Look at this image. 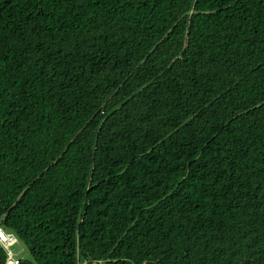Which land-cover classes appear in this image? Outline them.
Here are the masks:
<instances>
[{"label": "trees", "instance_id": "16d2710c", "mask_svg": "<svg viewBox=\"0 0 264 264\" xmlns=\"http://www.w3.org/2000/svg\"><path fill=\"white\" fill-rule=\"evenodd\" d=\"M0 227L20 264H264V0H0Z\"/></svg>", "mask_w": 264, "mask_h": 264}, {"label": "clouds", "instance_id": "9594fccd", "mask_svg": "<svg viewBox=\"0 0 264 264\" xmlns=\"http://www.w3.org/2000/svg\"><path fill=\"white\" fill-rule=\"evenodd\" d=\"M16 240L17 238L15 237V235L11 234L10 232L4 231V229L0 227V245H3L6 250L10 249L11 252H16V244H18V240L17 243ZM7 264H12V260L10 259Z\"/></svg>", "mask_w": 264, "mask_h": 264}, {"label": "built area", "instance_id": "2783aa9c", "mask_svg": "<svg viewBox=\"0 0 264 264\" xmlns=\"http://www.w3.org/2000/svg\"><path fill=\"white\" fill-rule=\"evenodd\" d=\"M16 243H17V240H16ZM3 246V245H2ZM3 248L5 249V247L3 246ZM6 250V249H5ZM7 252V257H6V264L7 262L11 259L12 260V264H20V260L21 258L18 257L16 254H14L13 252H11L10 249H7L6 250Z\"/></svg>", "mask_w": 264, "mask_h": 264}, {"label": "rangeland", "instance_id": "374dc122", "mask_svg": "<svg viewBox=\"0 0 264 264\" xmlns=\"http://www.w3.org/2000/svg\"><path fill=\"white\" fill-rule=\"evenodd\" d=\"M16 252H14V254H16L17 256H19V257H23V258H25V257H27V253H24L22 250H21V248H20V246L18 245V244H16Z\"/></svg>", "mask_w": 264, "mask_h": 264}]
</instances>
